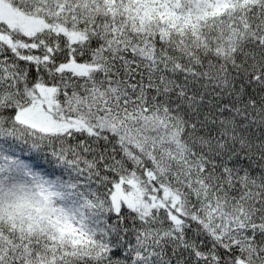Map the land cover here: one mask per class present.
<instances>
[{
  "label": "snow or ice",
  "instance_id": "obj_1",
  "mask_svg": "<svg viewBox=\"0 0 264 264\" xmlns=\"http://www.w3.org/2000/svg\"><path fill=\"white\" fill-rule=\"evenodd\" d=\"M0 136L98 188L0 264H264V0H0Z\"/></svg>",
  "mask_w": 264,
  "mask_h": 264
},
{
  "label": "trees",
  "instance_id": "obj_2",
  "mask_svg": "<svg viewBox=\"0 0 264 264\" xmlns=\"http://www.w3.org/2000/svg\"><path fill=\"white\" fill-rule=\"evenodd\" d=\"M4 177L38 182L78 218L88 211L86 202L98 194L83 171L59 160L48 145L35 147L28 139L0 136V179Z\"/></svg>",
  "mask_w": 264,
  "mask_h": 264
},
{
  "label": "clouds",
  "instance_id": "obj_3",
  "mask_svg": "<svg viewBox=\"0 0 264 264\" xmlns=\"http://www.w3.org/2000/svg\"><path fill=\"white\" fill-rule=\"evenodd\" d=\"M53 209H61L47 189L38 182L23 179H0V220L5 224L14 223L25 228L37 219L53 224L58 218Z\"/></svg>",
  "mask_w": 264,
  "mask_h": 264
},
{
  "label": "rangeland",
  "instance_id": "obj_4",
  "mask_svg": "<svg viewBox=\"0 0 264 264\" xmlns=\"http://www.w3.org/2000/svg\"><path fill=\"white\" fill-rule=\"evenodd\" d=\"M59 206H60V208L61 209H63L66 213H70V210L66 207V206H63V205H61L59 202H57V201H55Z\"/></svg>",
  "mask_w": 264,
  "mask_h": 264
}]
</instances>
